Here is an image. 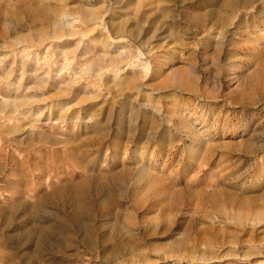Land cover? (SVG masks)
<instances>
[{"label":"rangeland","instance_id":"374dc122","mask_svg":"<svg viewBox=\"0 0 264 264\" xmlns=\"http://www.w3.org/2000/svg\"><path fill=\"white\" fill-rule=\"evenodd\" d=\"M0 264H264V0H0Z\"/></svg>","mask_w":264,"mask_h":264},{"label":"bare ground","instance_id":"6f19581e","mask_svg":"<svg viewBox=\"0 0 264 264\" xmlns=\"http://www.w3.org/2000/svg\"><path fill=\"white\" fill-rule=\"evenodd\" d=\"M188 127V126H187Z\"/></svg>","mask_w":264,"mask_h":264}]
</instances>
